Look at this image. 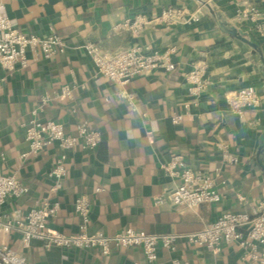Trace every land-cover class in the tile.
Masks as SVG:
<instances>
[{
    "label": "crops",
    "instance_id": "1",
    "mask_svg": "<svg viewBox=\"0 0 264 264\" xmlns=\"http://www.w3.org/2000/svg\"><path fill=\"white\" fill-rule=\"evenodd\" d=\"M204 1L222 21L245 32L264 55V0ZM171 8L185 10L197 20L176 26L154 21L138 37L112 32L127 19L138 15L154 18ZM239 12L243 13L241 19ZM3 13L14 29L28 37L55 31L67 44L64 54L50 60L29 49L26 69L7 72L0 66L3 171L30 191L21 199H9L5 210L24 217L44 200L58 203L60 210L48 227L73 235L79 233L74 204L82 195L92 202L91 233L114 235L133 228L153 235H186L200 231L223 213H251L264 203V174L257 163L258 150L264 144L263 66L249 46L222 33L197 1L4 0ZM86 43L109 54L136 44L153 51L174 47L172 61L177 69H157L133 79L125 89L136 98L135 110L117 97L121 87L100 75L91 58L80 51ZM199 65L208 67L211 84L195 105L185 75ZM75 83L84 88L75 89L71 99L58 97L63 87ZM247 87L257 90L262 105L247 110L241 119L229 111L226 98ZM45 97L49 101L41 106ZM35 109L39 120L62 123L68 134H76V117L101 134L96 149L78 146L68 153V176L58 192H52L55 180L49 176L62 153L57 145L48 146L38 156L21 157L28 151L23 125ZM175 113L183 115L178 125L171 120ZM174 155L182 156L196 171L215 176L220 170L216 177L219 203L202 205L196 211L155 205L154 197L174 187L162 169ZM0 245L21 253L32 264H133L144 259L138 248L113 251L108 261L97 249L47 250L37 240L24 248L17 233L0 234ZM174 260L181 264H249L241 260L236 244L223 245L220 253L213 254L184 240L176 244L175 251L161 248L156 264H173Z\"/></svg>",
    "mask_w": 264,
    "mask_h": 264
},
{
    "label": "built area",
    "instance_id": "2",
    "mask_svg": "<svg viewBox=\"0 0 264 264\" xmlns=\"http://www.w3.org/2000/svg\"><path fill=\"white\" fill-rule=\"evenodd\" d=\"M3 1L0 0V66L7 72L26 69L29 64L27 52L35 51L42 59L50 60L56 55L64 54L67 49L65 40L55 31L45 36L28 37L13 28L11 21L3 13ZM251 1V0H247ZM243 13L238 14L242 18ZM195 16L187 14L182 9H165L156 17L138 15L115 25L113 34L130 32L134 37L140 36L145 27L156 21L160 25H186L196 21ZM80 51L91 58L98 73L116 83L121 88L117 97L136 110L137 102L132 93L125 87L135 78L147 76L157 69L174 72L177 65L172 61L176 53L174 47L165 51L151 50L148 47L134 45L127 49L109 54L93 43H86L79 47ZM206 65L195 66L185 75V84L193 103L198 105L200 98L208 91L211 84L207 79ZM77 88H84L76 83L62 88L59 98L71 99ZM47 97L41 100V106L47 104ZM229 111L239 118H243L249 109H257L262 105V98L253 87H247L232 92L226 98ZM190 108V103L185 105ZM76 115V110H72ZM39 110L31 112V118L23 125L28 151L22 154L23 159L38 156L45 148L57 145L62 153L54 162L49 176L55 180L52 192H58L68 176V153L81 146L85 150H94L101 143V134L92 129L89 122L76 117V134H68L64 124L38 119ZM175 125L183 121V115L175 113L172 116ZM226 151V146H221ZM6 155L0 151V234L17 233L21 236L24 248H29L32 241L43 242L45 249L61 248L64 250H94L101 252L108 261L113 251L130 248L141 249L144 259L133 264H156L158 251L161 248L175 251L176 244L184 240L189 246L204 248L213 254L221 252L223 245L236 244L241 250V260L244 263L264 264V203L248 212H226L215 222L206 225L200 231L186 235L166 234L153 235L133 228H125L114 235L102 232L91 233L92 202L87 196H80L75 200L74 211L79 218V233L67 235L48 227L50 219L58 213L59 204L49 200L42 201L31 209L24 217L16 216L5 205L9 199H21L30 191L14 175L4 173L3 167ZM228 161V160H227ZM230 161H235L231 159ZM236 162V161H235ZM165 174L172 179L174 187L154 197L155 205H169L188 211H196L205 204H217L221 195L216 188L215 176L192 169L180 155L171 157L162 166ZM97 191H101L98 189ZM0 264H32L19 252L7 245H0ZM173 264H181L174 260Z\"/></svg>",
    "mask_w": 264,
    "mask_h": 264
},
{
    "label": "water",
    "instance_id": "3",
    "mask_svg": "<svg viewBox=\"0 0 264 264\" xmlns=\"http://www.w3.org/2000/svg\"><path fill=\"white\" fill-rule=\"evenodd\" d=\"M195 1H197L199 4L205 7L207 11H209L210 15L212 16L219 30L222 33L227 34L233 37L234 39L242 42L243 44L249 46L253 50L254 53L256 52V54L260 58L261 64L263 66V71H264V55H263L262 48L257 43L252 41L250 37L245 32H243L241 29L235 26L229 25L228 23L222 21L219 15L216 13V11L207 1H204V0H195ZM263 159H264V144L259 148L258 153H257V163L264 174Z\"/></svg>",
    "mask_w": 264,
    "mask_h": 264
}]
</instances>
